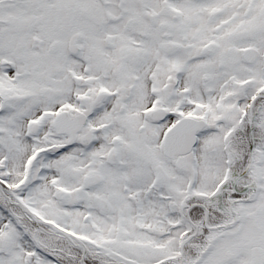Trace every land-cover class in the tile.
<instances>
[{"label":"snow or ice","instance_id":"1","mask_svg":"<svg viewBox=\"0 0 264 264\" xmlns=\"http://www.w3.org/2000/svg\"><path fill=\"white\" fill-rule=\"evenodd\" d=\"M0 264H264V0H0Z\"/></svg>","mask_w":264,"mask_h":264}]
</instances>
